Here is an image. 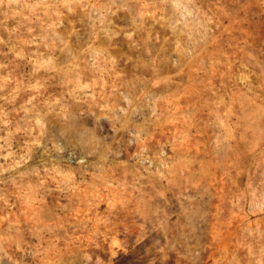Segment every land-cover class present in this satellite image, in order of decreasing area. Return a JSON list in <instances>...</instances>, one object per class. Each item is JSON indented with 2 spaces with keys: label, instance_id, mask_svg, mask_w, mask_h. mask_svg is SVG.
I'll use <instances>...</instances> for the list:
<instances>
[{
  "label": "rangeland",
  "instance_id": "obj_1",
  "mask_svg": "<svg viewBox=\"0 0 264 264\" xmlns=\"http://www.w3.org/2000/svg\"><path fill=\"white\" fill-rule=\"evenodd\" d=\"M0 264H264V0H0Z\"/></svg>",
  "mask_w": 264,
  "mask_h": 264
}]
</instances>
